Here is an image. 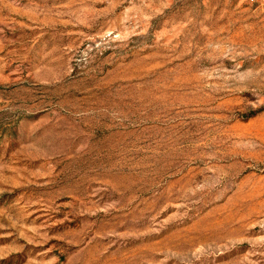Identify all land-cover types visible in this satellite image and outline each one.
<instances>
[{
  "label": "rangeland",
  "instance_id": "obj_1",
  "mask_svg": "<svg viewBox=\"0 0 264 264\" xmlns=\"http://www.w3.org/2000/svg\"><path fill=\"white\" fill-rule=\"evenodd\" d=\"M0 264H264V9L0 0Z\"/></svg>",
  "mask_w": 264,
  "mask_h": 264
},
{
  "label": "built area",
  "instance_id": "obj_2",
  "mask_svg": "<svg viewBox=\"0 0 264 264\" xmlns=\"http://www.w3.org/2000/svg\"><path fill=\"white\" fill-rule=\"evenodd\" d=\"M249 5H257L264 9V0H243Z\"/></svg>",
  "mask_w": 264,
  "mask_h": 264
}]
</instances>
